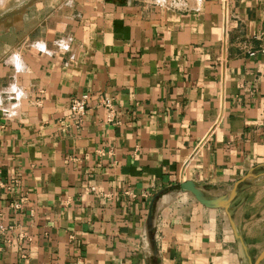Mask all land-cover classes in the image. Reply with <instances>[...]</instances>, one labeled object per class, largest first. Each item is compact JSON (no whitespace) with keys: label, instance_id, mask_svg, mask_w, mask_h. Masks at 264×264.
<instances>
[{"label":"crops","instance_id":"crops-1","mask_svg":"<svg viewBox=\"0 0 264 264\" xmlns=\"http://www.w3.org/2000/svg\"><path fill=\"white\" fill-rule=\"evenodd\" d=\"M189 2L48 1L0 48V264L247 262L264 237V53H246L264 0ZM185 180L205 197L239 182L245 250Z\"/></svg>","mask_w":264,"mask_h":264},{"label":"rangeland","instance_id":"rangeland-1","mask_svg":"<svg viewBox=\"0 0 264 264\" xmlns=\"http://www.w3.org/2000/svg\"><path fill=\"white\" fill-rule=\"evenodd\" d=\"M48 1L53 2V0H0V48H5V45H9L14 39L20 38L24 30L28 29L26 24L31 19H40L43 14L47 13L50 10V7L46 4ZM14 15L18 16L16 17L18 19L17 24L8 23V18ZM257 241L260 243H256L250 249V260H253L262 248L264 237ZM243 264H247V262L243 260ZM257 264H264V256Z\"/></svg>","mask_w":264,"mask_h":264},{"label":"built area","instance_id":"built-area-1","mask_svg":"<svg viewBox=\"0 0 264 264\" xmlns=\"http://www.w3.org/2000/svg\"><path fill=\"white\" fill-rule=\"evenodd\" d=\"M156 2H158L160 5H166V6L180 9V10H186L192 7L189 0H156ZM256 52L264 53V45L259 46L258 48H247L246 49V53L248 55H254ZM87 97H88L87 93H80L79 95L73 96L70 99L69 106H68V111H69L68 115L72 119V121L75 123V125H78L80 123L85 113ZM101 104L107 109L106 115H105L106 121H113L114 108H113L110 98L102 97ZM22 199L23 198L21 197L17 202L11 203V206L15 208L18 207ZM5 229H6L5 226L2 223H0V236L4 234ZM23 235L24 233L19 234V236H23Z\"/></svg>","mask_w":264,"mask_h":264},{"label":"water","instance_id":"water-1","mask_svg":"<svg viewBox=\"0 0 264 264\" xmlns=\"http://www.w3.org/2000/svg\"><path fill=\"white\" fill-rule=\"evenodd\" d=\"M249 176H251L250 172L245 174L243 176V179H246ZM238 183H239L238 181L235 182V184L232 186V188L227 192V194L224 197H222V196L221 197H205L202 194V192L198 188H196L192 182H190L188 180L181 182L180 187L183 190H188L189 192H191V194L194 196V198L197 201H199L200 203H202L203 205L212 206V207H217V206L222 207V209H223V211L227 217V220H228V223H229V226L232 230L233 235L240 241L242 248L245 250V248H246L245 244L243 243L241 236L237 233L234 222H233V220L229 214V211H228V203L231 200V198L233 197ZM150 221H151V214L149 212L147 215V225L148 226L150 225ZM263 256H264V245L262 246V248L257 253V255L254 257L253 260H250V258L248 256L247 264H257L259 262V260L261 258H263Z\"/></svg>","mask_w":264,"mask_h":264}]
</instances>
